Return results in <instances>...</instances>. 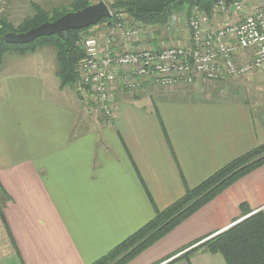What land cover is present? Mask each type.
Instances as JSON below:
<instances>
[{"label":"crops","instance_id":"obj_1","mask_svg":"<svg viewBox=\"0 0 264 264\" xmlns=\"http://www.w3.org/2000/svg\"><path fill=\"white\" fill-rule=\"evenodd\" d=\"M42 70L0 76V264H92L264 144V117L206 92L221 82L118 91L117 118L99 136L89 98ZM243 203L264 212V166L128 264H227L203 250L184 255L241 220Z\"/></svg>","mask_w":264,"mask_h":264},{"label":"trees","instance_id":"obj_2","mask_svg":"<svg viewBox=\"0 0 264 264\" xmlns=\"http://www.w3.org/2000/svg\"><path fill=\"white\" fill-rule=\"evenodd\" d=\"M219 0H115L110 5L112 17L102 19L97 25L70 30L68 38L53 35L37 38L28 44H9L5 35L10 32L26 33L46 22H54L68 12L82 10L92 5L91 0H73L69 7H53L50 10L42 5L32 3L33 14L26 17L18 25L13 24L3 14L4 7L0 6V71L7 54L25 56L35 53L39 48L50 46L56 52L57 70L60 87L73 88L81 96V77L78 71L80 62L84 59V48L81 45L84 37L95 33H104L113 22L120 20L125 14L132 26L140 24L150 29H164L173 15L191 13L198 6L211 13L213 5ZM230 4L239 0H224ZM122 21V20H121ZM119 22V21H117ZM135 23V24H133ZM98 27L94 34L89 31ZM264 166V144L246 152L232 160L209 178L194 188L188 189L183 197L163 210H157L155 216L137 231L112 248L106 255L92 264H128L144 251L152 247L184 221L202 209L227 188ZM3 191L0 183V192ZM241 220L227 230L208 239L184 256L203 250L212 254H221L227 264H264V212L253 213L248 204H241Z\"/></svg>","mask_w":264,"mask_h":264},{"label":"built area","instance_id":"obj_3","mask_svg":"<svg viewBox=\"0 0 264 264\" xmlns=\"http://www.w3.org/2000/svg\"><path fill=\"white\" fill-rule=\"evenodd\" d=\"M190 14L185 44L144 45L137 41L147 27L122 18L105 34L84 37L85 57L78 68L82 95L108 119L118 91L135 93L145 83L164 89L193 86L198 78L226 82L264 69V6L219 0L211 13L195 6ZM212 15L229 18L213 28Z\"/></svg>","mask_w":264,"mask_h":264},{"label":"rangeland","instance_id":"obj_4","mask_svg":"<svg viewBox=\"0 0 264 264\" xmlns=\"http://www.w3.org/2000/svg\"><path fill=\"white\" fill-rule=\"evenodd\" d=\"M72 1L73 0H1L0 6L3 5L4 7L2 13L5 14L13 24L18 25L26 17L33 14L34 11L32 3L40 4L45 9L50 10L53 7H69ZM91 1L93 4L103 1L109 8L110 5L115 2V0ZM246 2L250 5V7L264 6V0H246ZM191 16V14L187 16V12L175 14L173 15L170 23L166 27H164V29L163 27H156L155 29L150 30L146 28V33L143 35L141 33L143 39L140 36L139 41L137 42H140L142 44L144 43V45H149V43L151 42V46H155L156 43L160 44V46L163 44L170 45L167 43L172 44L176 41H178L179 44H185L189 39V31L188 28L185 27V23ZM228 18V16L224 15H212V27H223V24L225 23V21H227ZM122 19L123 22H128L129 24H131L129 18L125 14L122 15ZM103 26L104 25H101V27ZM96 31L97 27H93V29H91L89 33L94 34V32ZM106 32H104V34ZM40 69H43L41 72L45 76H52L51 74L57 70L56 52L53 47H42L39 48L35 53H27L25 56L22 57L15 54H7L4 58L3 67L0 71V76H23L31 74L34 71H39ZM207 82L209 81L207 80ZM221 83L223 84H220L217 87H210L206 90V92L212 95L213 101L223 102L225 105L246 104L251 106V108L253 109V113L256 116H261L262 118L264 117V69L260 72H254L253 74L240 78H232L226 82L224 81ZM158 89L163 90L164 88ZM196 92L199 93L198 91ZM200 93H202L201 90ZM133 94L134 92L131 93V95ZM198 97H200L199 99H201L205 96L200 94ZM81 100L85 101L87 105L85 106L86 112H88L89 109L92 111V117L89 115L91 120L90 122L92 124V128L97 130L95 131L97 135L102 136L104 130H102L101 127L104 128L105 125H108L109 128H112V123L118 115V110L114 106V99L108 119L105 118L103 114L98 112L96 106H94L91 101L82 97ZM86 112L84 111L85 116H87ZM102 122H105L103 126H101L100 124Z\"/></svg>","mask_w":264,"mask_h":264},{"label":"water","instance_id":"obj_5","mask_svg":"<svg viewBox=\"0 0 264 264\" xmlns=\"http://www.w3.org/2000/svg\"><path fill=\"white\" fill-rule=\"evenodd\" d=\"M111 9L105 2L92 4L82 10L68 12L55 20L46 22L26 33L10 32L5 35V41L9 44H28L41 37L53 35L68 38L70 30H81L97 25L102 19L111 18Z\"/></svg>","mask_w":264,"mask_h":264}]
</instances>
